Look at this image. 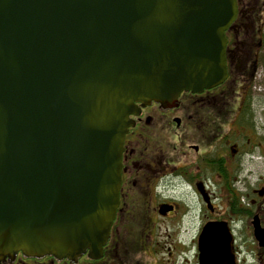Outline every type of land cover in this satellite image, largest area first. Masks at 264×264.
Here are the masks:
<instances>
[{
  "label": "water",
  "instance_id": "1",
  "mask_svg": "<svg viewBox=\"0 0 264 264\" xmlns=\"http://www.w3.org/2000/svg\"><path fill=\"white\" fill-rule=\"evenodd\" d=\"M237 14V0H0V257L102 254L136 103L223 82Z\"/></svg>",
  "mask_w": 264,
  "mask_h": 264
},
{
  "label": "flooded vegetation",
  "instance_id": "2",
  "mask_svg": "<svg viewBox=\"0 0 264 264\" xmlns=\"http://www.w3.org/2000/svg\"><path fill=\"white\" fill-rule=\"evenodd\" d=\"M237 3L225 80L130 114L102 254L0 264H264V0Z\"/></svg>",
  "mask_w": 264,
  "mask_h": 264
},
{
  "label": "rangeland",
  "instance_id": "3",
  "mask_svg": "<svg viewBox=\"0 0 264 264\" xmlns=\"http://www.w3.org/2000/svg\"><path fill=\"white\" fill-rule=\"evenodd\" d=\"M261 18H262V20H263V22H264V9H263V12L261 13Z\"/></svg>",
  "mask_w": 264,
  "mask_h": 264
}]
</instances>
